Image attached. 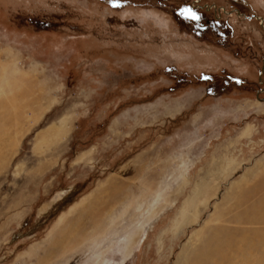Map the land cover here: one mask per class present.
I'll use <instances>...</instances> for the list:
<instances>
[{
	"label": "rangeland",
	"instance_id": "obj_1",
	"mask_svg": "<svg viewBox=\"0 0 264 264\" xmlns=\"http://www.w3.org/2000/svg\"><path fill=\"white\" fill-rule=\"evenodd\" d=\"M122 252L264 264V0H0V264Z\"/></svg>",
	"mask_w": 264,
	"mask_h": 264
},
{
	"label": "bare ground",
	"instance_id": "obj_2",
	"mask_svg": "<svg viewBox=\"0 0 264 264\" xmlns=\"http://www.w3.org/2000/svg\"><path fill=\"white\" fill-rule=\"evenodd\" d=\"M121 254H122L123 258L121 259V262H119V263L120 264H123L125 262V260H126L127 257H126V254L125 253L122 252Z\"/></svg>",
	"mask_w": 264,
	"mask_h": 264
}]
</instances>
